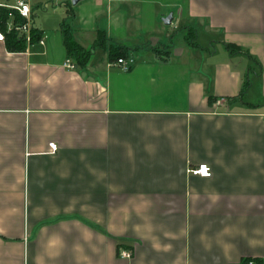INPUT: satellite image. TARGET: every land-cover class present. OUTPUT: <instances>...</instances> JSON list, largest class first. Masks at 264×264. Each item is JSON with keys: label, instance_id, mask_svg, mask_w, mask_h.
<instances>
[{"label": "crops", "instance_id": "obj_1", "mask_svg": "<svg viewBox=\"0 0 264 264\" xmlns=\"http://www.w3.org/2000/svg\"><path fill=\"white\" fill-rule=\"evenodd\" d=\"M49 1L0 42V264H264V0Z\"/></svg>", "mask_w": 264, "mask_h": 264}, {"label": "trees", "instance_id": "obj_2", "mask_svg": "<svg viewBox=\"0 0 264 264\" xmlns=\"http://www.w3.org/2000/svg\"><path fill=\"white\" fill-rule=\"evenodd\" d=\"M11 25L19 26L24 23L19 14L12 9L0 8V33L4 35V43L9 51L21 52L27 47L24 37L20 35L14 28L8 30V23ZM41 37V34L36 30L31 31V44L37 43ZM64 46L66 48L68 57L74 60L75 67H84L90 52L85 50L77 43L73 42L70 34L66 31L64 34ZM104 47V39L100 36L97 42L93 44V48ZM109 55L111 59L125 58L127 55L126 50L121 48H110ZM232 101V100H230Z\"/></svg>", "mask_w": 264, "mask_h": 264}, {"label": "built area", "instance_id": "obj_3", "mask_svg": "<svg viewBox=\"0 0 264 264\" xmlns=\"http://www.w3.org/2000/svg\"><path fill=\"white\" fill-rule=\"evenodd\" d=\"M0 8L12 9L15 10L19 16L24 19V23L19 26L8 25V30L14 28L17 32L20 33L24 37L26 44H30L31 42V31L32 28V8L28 2V0H15L14 4H7V3H0ZM0 42H4V35L0 33ZM134 60L130 57L125 58H117L113 65L120 68L123 72H127L133 66ZM65 66L67 68H75V64L72 63L70 60L65 62ZM50 148L52 150L56 149L55 144H50ZM187 173L193 176H201V177H210L211 170L207 165H199L197 167L188 168ZM124 257H128L129 254L124 253L122 254ZM247 264H255L254 262H248Z\"/></svg>", "mask_w": 264, "mask_h": 264}, {"label": "rangeland", "instance_id": "obj_4", "mask_svg": "<svg viewBox=\"0 0 264 264\" xmlns=\"http://www.w3.org/2000/svg\"><path fill=\"white\" fill-rule=\"evenodd\" d=\"M65 3V1L53 2L49 0H41V2L38 3L41 6L34 9L35 23L42 26V29L44 30V40L47 39L48 36H57V34H61L67 29L66 26L71 27L73 24L72 19H70V17L67 18L64 15ZM38 4L33 3L32 6ZM8 25H10V22ZM67 32L70 34L72 41H74L70 28H68Z\"/></svg>", "mask_w": 264, "mask_h": 264}, {"label": "water", "instance_id": "obj_5", "mask_svg": "<svg viewBox=\"0 0 264 264\" xmlns=\"http://www.w3.org/2000/svg\"><path fill=\"white\" fill-rule=\"evenodd\" d=\"M78 1L80 0H72V4L75 5ZM170 20H171V17L168 16V18H166V20H164L163 22L164 24H169Z\"/></svg>", "mask_w": 264, "mask_h": 264}]
</instances>
